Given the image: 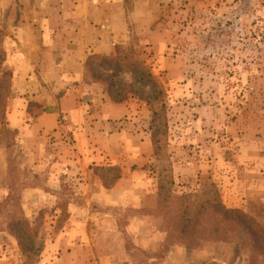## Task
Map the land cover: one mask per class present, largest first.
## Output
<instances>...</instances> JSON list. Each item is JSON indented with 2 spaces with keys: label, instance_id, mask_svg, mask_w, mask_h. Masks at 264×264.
Masks as SVG:
<instances>
[{
  "label": "rangeland",
  "instance_id": "rangeland-1",
  "mask_svg": "<svg viewBox=\"0 0 264 264\" xmlns=\"http://www.w3.org/2000/svg\"><path fill=\"white\" fill-rule=\"evenodd\" d=\"M19 2L0 0V121L5 127L8 101L14 97L6 49L16 38L13 26L26 14ZM150 2L145 12L151 24L132 23L127 42L117 45L142 62L160 88L151 104L146 102L148 86L142 97L129 93L124 99L136 112L131 116L139 118L149 138L154 133L158 145L154 152L151 142L150 158L139 163L145 177L136 191L144 195L145 206L136 213L144 222L130 225L127 217L135 210L126 208L118 218L129 232L89 239L105 248L155 244L146 238L155 228L157 264L172 244L201 250L203 258L214 255L218 264H264V0ZM100 62H95V72L97 66L104 77L118 74L132 81L127 70L110 62L99 67ZM87 78L91 82L92 76ZM93 82L106 91L104 82ZM9 130L0 136V147L10 155L0 174V264H55L56 248L49 249L57 237L51 228L53 208L43 207L33 221L26 217L21 189L26 180L40 182L42 176L21 169L11 158L15 132ZM92 172L110 184L121 169ZM58 207L62 224L66 204ZM235 209L247 219L231 211ZM108 252L99 248L96 261L88 264H106L100 259ZM134 254L133 264H147V251Z\"/></svg>",
  "mask_w": 264,
  "mask_h": 264
},
{
  "label": "crops",
  "instance_id": "crops-1",
  "mask_svg": "<svg viewBox=\"0 0 264 264\" xmlns=\"http://www.w3.org/2000/svg\"><path fill=\"white\" fill-rule=\"evenodd\" d=\"M18 1L26 14L13 26L16 38L6 49L14 97L4 119L15 132L11 158L21 169L42 176L40 182L26 180L21 189L26 217L33 221L43 207L53 208L51 228L57 237L49 249L56 248L55 264H88L99 248L109 251L101 263L133 264L134 251H147V264H157L155 228L146 235L155 244L105 248L89 239L99 233L129 232L118 218L126 208L135 210L127 217L129 224L142 226L144 217L136 213L145 206L144 195L138 192L145 177L140 162L150 158L151 141L139 118L131 116L136 112L127 100L113 101L100 83L85 78L90 55H109L126 43L132 23L148 26L145 11L151 2ZM0 150L1 174L9 166V154L4 145ZM96 166L119 167L121 173L105 186L92 172ZM61 202L66 204L62 224ZM201 255V250L172 244L160 264H218L214 255Z\"/></svg>",
  "mask_w": 264,
  "mask_h": 264
},
{
  "label": "trees",
  "instance_id": "trees-1",
  "mask_svg": "<svg viewBox=\"0 0 264 264\" xmlns=\"http://www.w3.org/2000/svg\"><path fill=\"white\" fill-rule=\"evenodd\" d=\"M116 46V52L111 53L109 55H100V54H92L90 55L86 62H85V78L88 81L87 75L92 76V80L93 81H101L105 83V87H106V92L108 93L109 97L115 101V102H121L123 101L129 93L132 94H138L139 97H142L141 95V90L143 88V86H148L149 88V93L147 95L146 98V102L148 104L152 103V98H155V94L160 92V88L158 86V84L156 83V81L154 80L152 74L150 73L149 69L142 63V62H138L135 60H132L130 55L127 54L126 52H124V49L122 47H118ZM101 60L100 62V66L103 65H107L111 63H113L114 65H116V69H122L124 71H128V73H130L131 77H132V81H124L122 78L118 77V74L115 75H111V77L107 76H102L101 70H98L97 66V72H99L97 74V72H95V62ZM109 78V79H108ZM135 83L137 84L136 88L135 87ZM140 93V94H139ZM152 107V105H151ZM154 115L155 113L153 112V116L151 119V122H154ZM1 124V128H0V136L1 135H6L8 132H11L9 129H7V127L4 126V121H0ZM151 142L153 143V148H154V152H156L158 145L156 144V137L154 135V133L151 135L150 137ZM9 159H10V155H9ZM117 168V167H116ZM102 170V169H112L115 170V166H96L94 167V170ZM117 170V169H116ZM119 172L114 175V177L111 180L110 184H105L102 180V183L105 186H109L111 185L116 178L119 176ZM231 211H235L236 213H239V215L243 218V219H247V215L240 211V210H231ZM225 214H228L230 212V209H226L224 210ZM240 223L244 225V228H247L245 226V224L243 223V221L241 219ZM25 222H27V220H25ZM17 237V236H16ZM18 239H20V237H17Z\"/></svg>",
  "mask_w": 264,
  "mask_h": 264
}]
</instances>
